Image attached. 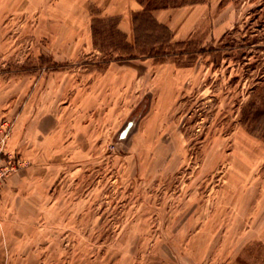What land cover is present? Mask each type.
I'll return each mask as SVG.
<instances>
[{
  "label": "rangeland",
  "instance_id": "374dc122",
  "mask_svg": "<svg viewBox=\"0 0 264 264\" xmlns=\"http://www.w3.org/2000/svg\"><path fill=\"white\" fill-rule=\"evenodd\" d=\"M131 1L132 15L147 3L194 10L179 24L183 53L136 58L137 78L97 97L120 40L111 11ZM141 34L144 46L164 36ZM252 100L264 104V0H0V121L24 161L0 185V264H264ZM19 114L31 154L9 145Z\"/></svg>",
  "mask_w": 264,
  "mask_h": 264
},
{
  "label": "crops",
  "instance_id": "0c3cea01",
  "mask_svg": "<svg viewBox=\"0 0 264 264\" xmlns=\"http://www.w3.org/2000/svg\"><path fill=\"white\" fill-rule=\"evenodd\" d=\"M129 7L126 8V10H117L116 8L111 11L112 14L118 15V21L116 23V29L119 30L121 33L124 34L125 40L129 43H133V23H132V9L137 8V5L134 6L133 2ZM187 7V6H186ZM185 6L182 8H178L174 10L173 12H170L167 10V8H160L153 11V16L156 19L157 22L161 24H165L170 32L172 40H183L186 37L187 34V28H181L179 24L187 23L186 21H192V16L194 15V10L187 9ZM189 21V22H190ZM179 26V28H178ZM190 27V26H188ZM93 33H92V24L90 29V37L87 42V45H90L93 50H97L96 46H94L93 41ZM139 59V58H138ZM138 59H129L128 61H120V60H113L106 64V66L98 73V76H96V80H93L94 83H96V91H97V97H118V91L120 87L121 78L123 77H129V81L131 79L135 80L137 78V74L133 69L134 66H132V63L138 62ZM127 62H130L127 63ZM106 93V94H105ZM61 108L54 109L53 114L58 116L57 114L60 113ZM64 110V106H63ZM36 114V113H35ZM20 114L17 115L15 120V129L13 130L12 136L10 138V146H17L21 150H23L26 154H31L33 152L34 144H20L21 142L17 139L19 138V135L21 132H19V126L20 124ZM35 117V116H34ZM19 119V120H18ZM56 122H58V118L55 119ZM38 123V127L42 128V122H34V127L32 129H36V124ZM38 128V129H39ZM44 128V127H43ZM42 128V129H43ZM27 129V128H26ZM22 130V129H21ZM20 130V131H21ZM33 137V136H32ZM9 142V141H8ZM0 209L4 212V187L2 190V195L0 198ZM0 223L2 226H4V218H0ZM0 248L1 252L4 251V237L1 240L0 238Z\"/></svg>",
  "mask_w": 264,
  "mask_h": 264
},
{
  "label": "trees",
  "instance_id": "16d2710c",
  "mask_svg": "<svg viewBox=\"0 0 264 264\" xmlns=\"http://www.w3.org/2000/svg\"><path fill=\"white\" fill-rule=\"evenodd\" d=\"M142 4V2L140 1ZM158 7H154L150 3H147L143 6V8L137 12H134L132 15V23H133V33H134V41L133 43H129L125 40V36L119 30L116 29V24L114 25V32L120 37V40H117L111 47V52L107 54V59L103 61V64H107L113 60H124V59H136L140 57L152 58L154 61H164L169 57H176L183 53L182 50H175V46L186 43L184 40L182 41H171V33L169 28L157 22L152 15V11L157 9ZM97 19V18H95ZM92 20V33L93 37L96 35V27L93 24ZM149 27L150 29H159L163 33V39L158 42H153L150 45H141L140 37L141 30L143 27ZM99 48L100 45L98 46ZM196 54H203L204 48H200L198 50H194ZM100 68H102L100 66ZM245 112V109H247ZM246 107H244V113L250 114L252 118L255 120L257 117H263L264 119V104L262 107L256 105L255 101H248L246 103ZM255 127V126H254ZM254 127L250 128V132L254 133ZM257 128V127H255ZM262 133H257V136L264 138V125L260 127ZM255 134V133H254Z\"/></svg>",
  "mask_w": 264,
  "mask_h": 264
},
{
  "label": "built area",
  "instance_id": "2783aa9c",
  "mask_svg": "<svg viewBox=\"0 0 264 264\" xmlns=\"http://www.w3.org/2000/svg\"><path fill=\"white\" fill-rule=\"evenodd\" d=\"M10 121L2 119L0 121V185L9 173L22 167L24 161L21 157L16 156L6 150V142L10 132Z\"/></svg>",
  "mask_w": 264,
  "mask_h": 264
},
{
  "label": "water",
  "instance_id": "95a60500",
  "mask_svg": "<svg viewBox=\"0 0 264 264\" xmlns=\"http://www.w3.org/2000/svg\"><path fill=\"white\" fill-rule=\"evenodd\" d=\"M132 122H128L127 125L124 127V129L121 131L120 136H124L126 132L128 131L130 125Z\"/></svg>",
  "mask_w": 264,
  "mask_h": 264
}]
</instances>
